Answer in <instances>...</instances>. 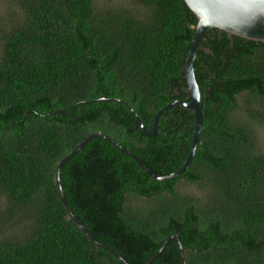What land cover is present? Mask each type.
I'll use <instances>...</instances> for the list:
<instances>
[{
	"label": "trees",
	"instance_id": "1",
	"mask_svg": "<svg viewBox=\"0 0 264 264\" xmlns=\"http://www.w3.org/2000/svg\"><path fill=\"white\" fill-rule=\"evenodd\" d=\"M9 0L0 17V264H123L91 242L64 208L60 160L101 132L153 172L179 170L195 118L172 106L189 98L185 59L196 16L184 0ZM202 131L188 170L157 181L120 149L93 138L62 167L77 219L131 264H146L179 234L188 264H264V43L209 30L195 59ZM245 115V120L242 115ZM198 194H183L180 181ZM144 201L141 205L132 202ZM153 264H183L171 240Z\"/></svg>",
	"mask_w": 264,
	"mask_h": 264
},
{
	"label": "water",
	"instance_id": "2",
	"mask_svg": "<svg viewBox=\"0 0 264 264\" xmlns=\"http://www.w3.org/2000/svg\"><path fill=\"white\" fill-rule=\"evenodd\" d=\"M184 2L187 4L197 19L195 33L192 37L184 65L189 98L186 100L175 99L162 107L154 117L152 131L146 130L141 118L127 101L118 98L105 97L95 100L96 102H119L126 105L135 116L142 133H144V135L147 137H152L156 134L160 117L172 106L180 105L188 110H191L195 118V129L191 149L183 166L179 170L169 175L156 174L150 168H148L143 163V161L131 150L101 132H94L89 134L81 143H79V145L70 154L60 160L55 170V181L58 192L69 217L73 219L77 227L88 237L91 242L113 254L123 264L131 263H129L121 254L117 253L92 236L72 212L61 184L60 173L63 165L93 138H101L108 141L111 145L120 149L122 152L131 156L142 168V170L154 180L168 181L183 175L185 171L188 170L197 152L199 138L202 131V94L195 76V59L197 57L198 51L202 48V43L205 40L206 34L209 30L217 29L221 32H226L230 37L236 36L245 40L264 43V0H184ZM171 240H174L178 243L183 264H188L182 238L179 234H171L167 236L159 250L146 264H153L162 254Z\"/></svg>",
	"mask_w": 264,
	"mask_h": 264
},
{
	"label": "rangeland",
	"instance_id": "3",
	"mask_svg": "<svg viewBox=\"0 0 264 264\" xmlns=\"http://www.w3.org/2000/svg\"><path fill=\"white\" fill-rule=\"evenodd\" d=\"M7 1L9 0H0V17L5 23L7 21L6 18L12 17V12L15 11L14 7L10 6ZM132 2V0H94V4L98 10L111 5H118L124 8L135 10V4H133ZM241 115L245 120H247L245 115ZM251 125L255 136L257 150L261 153H264V125L257 123H252ZM178 190L183 194H198L196 185L191 184L185 180L180 181V183L178 184ZM132 203L135 205H141L142 203H144V201H142L141 199H135Z\"/></svg>",
	"mask_w": 264,
	"mask_h": 264
}]
</instances>
